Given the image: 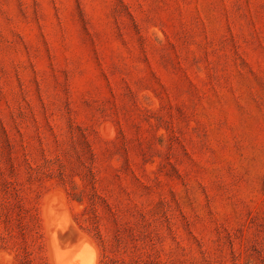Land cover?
I'll list each match as a JSON object with an SVG mask.
<instances>
[{"label":"rangeland","instance_id":"obj_1","mask_svg":"<svg viewBox=\"0 0 264 264\" xmlns=\"http://www.w3.org/2000/svg\"><path fill=\"white\" fill-rule=\"evenodd\" d=\"M78 251L264 264V0H0V264Z\"/></svg>","mask_w":264,"mask_h":264},{"label":"bare ground","instance_id":"obj_2","mask_svg":"<svg viewBox=\"0 0 264 264\" xmlns=\"http://www.w3.org/2000/svg\"><path fill=\"white\" fill-rule=\"evenodd\" d=\"M83 239H84V238H83ZM86 242H88V241H86ZM80 243H81V242H80ZM88 244H89V242H88ZM90 244H91V243H90ZM87 246H89V245H87ZM87 246H86L85 248H86V250H89V248L87 249ZM75 247H76V246H75ZM81 248H82V247H81ZM81 248H80V249H81ZM83 250H85V249H83ZM80 252H81V251H80ZM80 252L78 251V253H76L77 255L73 257V258H75V259L77 258L76 260L73 259L72 257H70V258H69L70 260L68 259L69 261H66L65 264H72L73 261H76V264H77V261H78V263H79L80 260H81L80 257H82V259H83V258L85 257L83 254L86 255V254H87L86 252H88V251H86V252L84 251V252H81V253H80ZM78 254H82L84 257H83V256H80V255H78ZM93 254H94V252L92 253V255H93ZM74 255H75V254H74ZM78 256H79V260H78ZM93 256H94V257H95V256L97 257L96 254H94ZM96 257H95L94 259H96ZM71 258H72V259H71ZM92 258H93V257H92ZM72 260H73V261H72ZM67 262H68V263H67ZM94 262H95V261H94ZM74 263H75V262H74ZM96 263H97V262H96ZM79 264H80V263H79ZM81 264H94V263H93L92 260L90 261L89 259H86V260H84Z\"/></svg>","mask_w":264,"mask_h":264}]
</instances>
